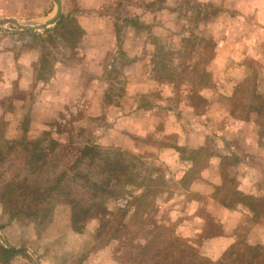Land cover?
Returning a JSON list of instances; mask_svg holds the SVG:
<instances>
[{
	"label": "rangeland",
	"instance_id": "rangeland-1",
	"mask_svg": "<svg viewBox=\"0 0 264 264\" xmlns=\"http://www.w3.org/2000/svg\"><path fill=\"white\" fill-rule=\"evenodd\" d=\"M44 1L45 16H31L47 4L0 0V20L26 11L29 19L20 22H44L57 9ZM62 6L86 32L77 50L59 35L22 32L20 68L35 81L42 75L49 82L63 64L88 75L75 87L78 97L62 102L53 95L51 108L65 107L43 126L31 117L36 82L30 94L18 90L5 103L0 234L14 250L1 236L0 246L18 254L9 259L0 250V264H132L135 254L165 256L172 235L195 245L205 264L225 256L242 264L245 244L264 252V225L249 215L228 224L234 218L224 212L240 201L241 185L231 177L237 155L262 157L256 153L264 143V0H62ZM16 29L7 24L0 32ZM98 63L103 110L92 93L81 94L86 86L100 89L85 72ZM132 63L139 68L127 74ZM136 107L145 111L133 128L128 116ZM95 108L103 114L92 117ZM87 147L93 150L84 155ZM111 160L119 163L116 174ZM217 176V183L204 181ZM36 188L46 191L44 208L31 203ZM74 201L88 210L77 223ZM254 203L264 209V199ZM250 252L256 256L248 262L259 257Z\"/></svg>",
	"mask_w": 264,
	"mask_h": 264
},
{
	"label": "crops",
	"instance_id": "crops-1",
	"mask_svg": "<svg viewBox=\"0 0 264 264\" xmlns=\"http://www.w3.org/2000/svg\"><path fill=\"white\" fill-rule=\"evenodd\" d=\"M43 3H46L44 0H40ZM46 7L44 6L38 13L31 15V16H45V13L47 11L46 8H49L48 4L46 3ZM28 6V5H25ZM64 9V7H63ZM32 12V11H28ZM24 13L27 14L25 11ZM24 13H19V14H14L15 17H12L13 19H16L18 21L20 20H26L29 18H25L26 15ZM29 14V13H28ZM3 15L8 18L10 15V12L6 9H3ZM12 16V15H10ZM88 33L92 34V31L87 30ZM23 35L22 32L18 33L14 31L13 33H2L0 32V118H4L5 115L8 113L5 103L12 98L14 93L18 90H22L25 93H29L33 91L34 89V82L37 83V87L35 88L34 95L36 96V99L34 100V103L32 104L34 106V111L33 114H31V117L33 119H38L41 118V122H38L41 126L45 125L46 123L50 122L51 119L56 118V109H60L65 106L60 107L59 104L55 106L56 108L53 110L51 107L53 105L51 104V100L53 99V95L60 94L57 97V100L62 102H66L68 100H72L73 98L78 97V90H75L76 86H79L80 88L83 87V78L87 76L88 74H84V77L81 75V71L79 75L77 74L78 69L75 68L74 66H67V65H61L59 67L55 68V74L52 77V79L49 82H45L42 80H37L35 81V78L33 75H30L26 72H22V69L20 68V62L17 59L16 56V50L22 44V39L21 36ZM91 37V36H90ZM135 63V62H134ZM139 65L138 63L130 64L128 66H125V72L127 73L129 69H134V68H139L137 67ZM80 68V67H79ZM101 66H99V63L97 65H92V67L87 66V69H85V72L89 71V76H92L93 81L98 83L100 89H97V93L95 92V88H89L85 87L84 91L82 89L81 94H85V97L87 95V92L92 93V96H96V102L100 105L101 110L104 108L102 107V102L104 100V89H103V83L101 80H104L103 77V69L100 70ZM105 70V69H104ZM103 72V73H101ZM128 74V73H127ZM54 85L55 91H51L50 85ZM58 90V91H57ZM100 91V92H98ZM56 92V93H55ZM43 95V96H42ZM55 96V95H54ZM42 97V99H40ZM40 100V101H39ZM37 105V106H36ZM48 106H50L48 108ZM15 109L14 113L19 114L22 112V115L20 117H24V107H19ZM54 108V107H53ZM93 108V107H92ZM61 109V110H62ZM95 110H97L95 108ZM97 110L96 113H92V117H97L101 116L103 113L102 111ZM145 110L142 108L136 107L134 110H132L131 114L128 116V118H133L130 123H132V127L135 128L136 123L138 122V118H141V114H143ZM35 121V120H34ZM19 124V121H18ZM36 125V122H34ZM131 128V127H130ZM135 135L140 136V133H136ZM256 155H260L262 157H254V153L251 155H245V156H240L239 154L237 155L238 159L236 164H234V170L235 172L232 174L231 177L234 178V180H237L238 183H240L241 186L238 185V191L244 194V196H249L252 198H255L256 200H262L264 199V193L262 191L259 192V187L255 185L254 183L258 184L261 187H264V143L262 147L259 148L258 153ZM218 160H222L220 156H217ZM220 166V163H216V166ZM214 165V164H213ZM252 165V166H251ZM253 165H258L260 166V173H256L255 169H253ZM233 169V168H232ZM250 171V172H248ZM256 173V174H255ZM262 175L259 177H256V175ZM206 175H204L205 177ZM209 180V181H208ZM221 180L220 176H217L215 178L212 177L210 179L207 177L204 181L207 182H213L217 183L218 181ZM247 184L248 186L245 187V190L242 185ZM224 212L227 215H231L234 220L231 223L227 221L228 224H238L239 219L241 220L240 216H250L252 218L256 217V220L258 221V224L264 225V209L261 210L260 212L255 213V211L248 205L238 203L234 207L230 208H225ZM231 213V214H230ZM236 222V223H235Z\"/></svg>",
	"mask_w": 264,
	"mask_h": 264
},
{
	"label": "trees",
	"instance_id": "trees-1",
	"mask_svg": "<svg viewBox=\"0 0 264 264\" xmlns=\"http://www.w3.org/2000/svg\"><path fill=\"white\" fill-rule=\"evenodd\" d=\"M29 35H32V37H42L43 35L47 34H53V36H57L59 35L67 44L68 46H70L72 49L77 50V47L79 45V43L83 40L86 32L83 29V27L80 25L79 21L76 18H73L72 16H65L64 14L61 15L60 19L54 24L53 28H44L42 33H28ZM45 64L46 61H43V64L41 65L42 70H45ZM47 78L43 77L42 75H40L38 80H42V81H47ZM93 150V148L91 147H87L85 149V151L83 152V154L85 155L86 153H88L89 151ZM117 160H111L110 161V170H112L113 168V172L116 174L117 170L119 169V163L116 162ZM95 187L98 186V184H94ZM238 190V188H237ZM35 192L33 193H29L30 196H32V201L31 203H34L37 206H41L42 208H44L45 204H46V200H47V196H46V191L43 190V192L41 191L40 188H36L33 190ZM239 192L240 195V203L242 204H246L248 206H250L255 213L257 214V205L254 203L255 198L249 197V196H244L243 193ZM238 194V193H236ZM238 202V203H239ZM70 205L73 206L74 208V212H73V222L77 223L79 222L81 219L80 217L86 213H88V210L85 209V207H83L82 205H80L79 202L74 201L72 203H70ZM234 207V206H232ZM231 207V208H232ZM230 208V207H228ZM102 212L105 211V209H100ZM100 211V212H101ZM12 217H15V215H12ZM80 227H78L79 229ZM1 229V228H0ZM165 239L163 240H167V237H163ZM158 239V237H156L154 239V241L152 243H154L156 240ZM158 243H161L162 241H157ZM164 244V242H163ZM169 245V247L165 250L167 251L166 255H160V254H156L154 256L153 259H142V258H135L136 254L134 255V260H132V264H199V262L201 264H205L203 262L205 259L204 257H202L201 255L199 256L198 254V250L194 247L195 245H192V243L190 244H186L181 241V239L177 238L176 236L172 235V240L167 243ZM149 246H144L143 249H147ZM245 250L243 251V254L241 255L242 264H253L257 258V260L259 262H261L262 264H264V252H260L261 249L260 248H250L248 245L245 244ZM234 246L230 247L229 249L232 250V254H234L237 250L235 249V251H233ZM256 250V253L259 257H254L252 259V262H248L251 258L252 254L250 251L252 250ZM0 250L3 254H5L9 259L13 258L16 254H18L17 252L14 251H10L8 249H5L3 246H0ZM229 252V251H228ZM225 254H229L226 253ZM260 254V255H259ZM256 256V255H254ZM229 256H225L224 259L219 260V262H216V264H232L231 260L229 261ZM199 259V262L197 261ZM258 262V263H259ZM257 263V264H258ZM208 264H213L212 262L209 261Z\"/></svg>",
	"mask_w": 264,
	"mask_h": 264
},
{
	"label": "water",
	"instance_id": "water-1",
	"mask_svg": "<svg viewBox=\"0 0 264 264\" xmlns=\"http://www.w3.org/2000/svg\"><path fill=\"white\" fill-rule=\"evenodd\" d=\"M53 1L56 5V8H57L56 13L53 17L47 19L44 22L23 23V22H20L16 19L11 18V19L0 20V27L7 25V24H12L17 28L15 31L20 33V32H36L39 30H43L44 28H47L49 26H52L60 19L61 15L63 14L62 0H53ZM0 236H1L2 242L6 245V247L14 250L12 247H10L8 245L5 238H3L1 234H0Z\"/></svg>",
	"mask_w": 264,
	"mask_h": 264
}]
</instances>
